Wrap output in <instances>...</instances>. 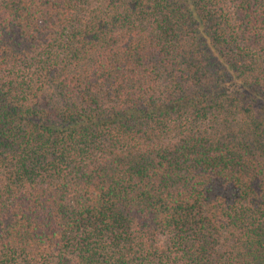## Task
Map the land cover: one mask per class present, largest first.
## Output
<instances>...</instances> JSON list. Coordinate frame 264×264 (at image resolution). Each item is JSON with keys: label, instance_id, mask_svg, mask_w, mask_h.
Listing matches in <instances>:
<instances>
[{"label": "trees", "instance_id": "1", "mask_svg": "<svg viewBox=\"0 0 264 264\" xmlns=\"http://www.w3.org/2000/svg\"><path fill=\"white\" fill-rule=\"evenodd\" d=\"M0 264H264V0H0Z\"/></svg>", "mask_w": 264, "mask_h": 264}]
</instances>
